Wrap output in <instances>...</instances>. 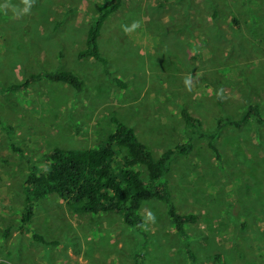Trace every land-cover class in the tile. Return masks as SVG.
<instances>
[{"label": "rangeland", "instance_id": "obj_1", "mask_svg": "<svg viewBox=\"0 0 264 264\" xmlns=\"http://www.w3.org/2000/svg\"><path fill=\"white\" fill-rule=\"evenodd\" d=\"M119 1L98 38L100 54L116 59L103 68L76 55L104 0H0V264H187L157 201L141 209L144 249L118 215L76 213L55 195L20 223L25 175L44 168L46 152L95 147L116 117L157 158L186 140L183 108L219 156L196 141L165 176L177 211L197 216L188 249L198 264H264V124L216 125L250 105L264 113V0ZM57 69L83 90L25 83Z\"/></svg>", "mask_w": 264, "mask_h": 264}, {"label": "trees", "instance_id": "obj_2", "mask_svg": "<svg viewBox=\"0 0 264 264\" xmlns=\"http://www.w3.org/2000/svg\"><path fill=\"white\" fill-rule=\"evenodd\" d=\"M119 5V0H104L100 11L92 18L87 28L83 49L77 53V59H90L103 68L116 61L112 55L100 54L98 38L104 22L117 11ZM39 81L63 84L76 93L83 90V82L71 70L57 69L30 75L25 83ZM117 84L123 87V84ZM24 87V83L13 84L9 85L6 91H19ZM179 116L186 131V140L163 150L157 158H154L150 149L137 138L134 130L116 117L110 118L113 130L95 147H55L46 152L43 155L44 168L39 170L31 166L25 175L22 185L24 202L21 225L29 223L39 201L55 195L76 213L118 215L135 238L141 240L140 247L144 249L147 236L142 231L141 209L144 204L157 201L166 205L167 217L175 235L182 242L187 264H198V258L187 247L189 234L186 231L187 226L195 225L197 216L177 211L171 201L165 176L171 169L173 159L185 157L194 151L196 141L204 140L207 149L216 157L219 156L213 145L212 135L202 131L201 121L184 108L180 110ZM249 119L254 120L256 124H264V113L262 114L257 106L250 105L239 120L221 117L216 125L217 128H240ZM14 150L18 151L16 148ZM140 167L144 169L145 180L140 177ZM32 238L45 246L56 245V242L45 241L42 236L36 234H32ZM135 259L136 262L143 261V255L135 254Z\"/></svg>", "mask_w": 264, "mask_h": 264}]
</instances>
